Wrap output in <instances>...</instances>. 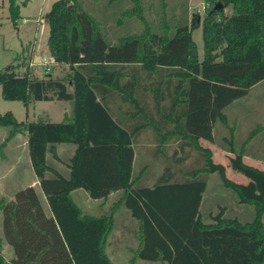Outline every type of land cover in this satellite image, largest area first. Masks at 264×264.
Instances as JSON below:
<instances>
[{
    "label": "trees",
    "instance_id": "trees-1",
    "mask_svg": "<svg viewBox=\"0 0 264 264\" xmlns=\"http://www.w3.org/2000/svg\"><path fill=\"white\" fill-rule=\"evenodd\" d=\"M91 1L56 0L43 17L51 55L68 66L64 78H41L18 63L0 70L4 99L26 107L37 100L74 101L73 119L57 122L19 120L14 112L0 110V126L11 127L7 138L27 131L32 165L52 211H45L34 186L17 191L14 200L0 201L4 237L14 250V258L7 260L0 237V264H115L106 244L120 202L139 221L131 264L139 258L163 264H264V170L243 159L249 139L237 149L233 135L221 141L215 129L218 121L229 125L228 105L264 81V0H210L202 22L197 11L176 13L177 5L168 19L154 22L145 0H132V5L99 0L100 10L88 9ZM161 1L162 7L167 4ZM9 2L17 25L20 6L17 0ZM218 2L222 8L215 9ZM111 20L117 25L109 24L113 32L106 27ZM133 20L141 21L140 31L118 32L120 26L132 27ZM200 26L203 56L193 38ZM114 93L128 103L120 119L107 105ZM146 129L156 133L159 143L179 140L182 150L190 145L198 154L195 163L184 164L187 155H181L175 170L166 163L153 186L138 183L133 142ZM200 138L235 153L234 168L251 183L230 179ZM62 142L77 145L69 177L47 163L48 151L59 159L56 144ZM48 170L53 177L46 176ZM216 171L240 202L254 205L252 220L227 217L223 206L211 215L212 222L203 220L200 205L208 174ZM77 188L96 199L119 189L124 196L110 214L89 215L72 198Z\"/></svg>",
    "mask_w": 264,
    "mask_h": 264
},
{
    "label": "rangeland",
    "instance_id": "rangeland-1",
    "mask_svg": "<svg viewBox=\"0 0 264 264\" xmlns=\"http://www.w3.org/2000/svg\"><path fill=\"white\" fill-rule=\"evenodd\" d=\"M54 1L56 0H17V4L20 6V16L17 19V25H15L10 17L9 0H0V70L12 63L21 64V68L23 70L28 59H30V55H32L30 54V50L32 49L34 42L37 44V50L40 57H50L51 53L48 46L49 26L47 22L44 21L43 17L45 13L51 8V5ZM165 1L167 4L162 7L163 3L161 0H145V3L147 4L146 6L150 7L149 19H153L154 22H157L159 18L168 19L172 12V8L177 5L175 8L176 13L179 14L180 11L188 9L189 15L191 16L195 11H197L200 14V22H202L206 13V9L211 5L210 0ZM101 4L102 3L99 0L91 1V3L88 4V9L90 5H93L95 8L100 10L103 8ZM127 4L132 5V0H129ZM231 10V7L226 8V12H231ZM93 14L100 18L99 13L93 12ZM130 22L132 27H126L125 25L120 26L118 28V32L120 34H125L131 30H141V21L133 20ZM110 23H112L113 27H115L116 22L111 20L110 22L106 23V27L109 29V31L113 32V27L109 25ZM193 38L197 42L200 55L203 56L204 39L202 26L194 29ZM51 67V70L46 71V66L40 64L38 61L36 66L33 67L32 74L39 77H45L48 74L56 76L57 73L64 72L67 69L66 67L59 66L58 64L51 65ZM43 107H48L49 112L52 110L56 112L55 110H59L60 108V103L42 102L41 108ZM0 110H10L14 112L19 120L27 119L26 105L20 100L4 99L2 97L1 85ZM225 113L228 117L229 125H225L223 122L218 121V140L222 141L225 137L231 138L233 135L236 148L241 149L244 139L248 135L254 133L259 125L264 126V81L251 87L245 96L228 105L225 108ZM29 115L33 117L32 110L29 111ZM232 126L234 127L233 132ZM263 145L264 130L261 129L253 135L251 142L249 145H247V151L251 150L254 151V153L256 152L258 155H264V148H261ZM212 146L215 149H218L215 162L224 161V163L228 165V168H232L231 162H228L229 160H227V157L231 158V156L234 155H227L225 150L221 151V148L215 144ZM194 157L196 156L193 155L192 158ZM246 160L249 162V159ZM195 165L200 166L199 163ZM225 168L226 174L230 179L242 185H249L251 183L252 179L238 168L235 167L229 171L227 170L226 165ZM208 180V190L205 192V199L202 207L204 220H211V214L219 212L221 206L224 207V215L227 217H237L243 222L250 221L254 218V205L240 202L237 193L223 184L219 172L216 171L209 173ZM92 200L95 203L89 205V208L82 204L84 211L96 216L105 215L102 214L101 210H99L100 205H98V201H96L97 199ZM122 219V224L120 221H118V218L115 222L113 234L111 235V242L110 244L108 243L106 252L115 264H131V258L134 255L136 245L132 241L134 238L132 231L129 232V223L126 222L124 218ZM133 225L134 224L130 223L131 227ZM116 232H120L119 236H115ZM2 245L4 256L8 259H11V257L14 256L12 247L3 241V239ZM137 264L163 263L160 261H150L139 258L137 260Z\"/></svg>",
    "mask_w": 264,
    "mask_h": 264
},
{
    "label": "crops",
    "instance_id": "crops-1",
    "mask_svg": "<svg viewBox=\"0 0 264 264\" xmlns=\"http://www.w3.org/2000/svg\"><path fill=\"white\" fill-rule=\"evenodd\" d=\"M30 59H28L25 69H29V71L32 72L33 67L36 66V63H38V59L40 55L38 54L37 50V44L36 42L33 43L32 49L30 50ZM34 55H33V53ZM59 66L66 67L67 69L64 72H59L56 74L58 78H64L69 70L68 66L66 64L57 63ZM51 75V74H48ZM37 76V75H35ZM39 77V76H38ZM46 77V76H45ZM42 78V77H41ZM68 90L73 91V86L68 83L67 84ZM42 102H53V103H60L59 110H52L49 112L48 107L41 108ZM170 102V101H169ZM62 103V104H61ZM108 107L113 110V115L116 119H120V117H125L126 109L128 103L125 102L123 99H121L120 94H113L111 95L108 103ZM33 111V117L29 115V111ZM123 110V113H122ZM37 112V113H35ZM122 113V114H121ZM122 115V116H121ZM74 117V101L71 99H52V100H37L32 101L28 107H27V119L29 121H34L40 118L51 120V121H63L66 119H73ZM25 120V119H24ZM217 123L215 124V129H217ZM233 126H232V132H233ZM263 129L264 126L259 125L254 133L248 135L244 140L249 139L247 145L251 142V139L253 138V135L258 132L259 130ZM11 127H3L0 126V201H10L15 199V194L17 191H19L22 188H25L27 186H34L38 192V195L40 197L41 203L45 209V211L48 214H52L51 208L49 206L48 200L46 195L44 194L40 180L37 177L33 165L32 160L30 156L29 151V143H28V133L27 131L19 132L12 136L11 138H7L10 133ZM217 136V131H216ZM218 138V137H217ZM157 135L155 132H152L151 130H143L140 134L136 135L134 138L133 146H134V161H133V177L137 179L138 183H145L147 185L153 186L159 176L164 171V168L166 166V163L172 164L173 167L171 170H175V161L177 157L181 155H187L184 164L186 165H192L195 163L194 158H192L193 155L196 157L198 156L197 152L192 149L190 145H185L184 149L179 148V140H167L165 143H159L157 140ZM200 145L203 147L210 148L213 154V158L215 160V157L218 153V149H215L212 145H216L219 148H221V151L225 150L227 155L231 156L235 153L226 150L224 147L219 145L217 142H211L209 140L200 138L199 139ZM264 148V145L261 147ZM77 149V145L75 143H57L56 144V150L59 156V159L55 158L53 154L48 151L47 153V163L48 165L54 169L59 171L61 174H63L66 177H69L70 175V168H69V162L73 155L75 154ZM176 150H178V153L176 154ZM233 157V156H231ZM244 161L247 164H250L252 166H255L259 169L264 170V155H258L254 151H247L246 154L243 156ZM249 159V162H247ZM228 162H231L232 168H228V165L224 163V161H219L222 164H225L227 167V170L233 169V164L230 157H227ZM46 176L53 177L54 172L52 170H48L46 172ZM208 181L207 180V186L206 190H208ZM203 193L202 202L200 205V210L202 213V207L205 199V192ZM72 198L76 202V204L81 208L84 214H90L84 211L82 204H84L87 208H89V205H92L95 203L88 191L84 188H77L74 189L71 192ZM124 196V190L119 189L116 191L111 192L107 197L105 198H98L96 201H98V205H100L99 210L102 211V214H110L113 208H115V204L119 203L121 199ZM91 209V208H90ZM218 212H215L214 214H217ZM211 214V215H214ZM93 215V214H90ZM203 217V214H202ZM212 217V216H211ZM120 221L122 224L124 218L126 222L129 223L128 227L129 232L132 231L133 239L132 241L136 245V249L139 246V240L136 237V232L139 226V221L134 218L131 215L130 210L125 206L123 202H120L119 206L115 209V222ZM204 220V217H203ZM205 222H212L211 220H204ZM119 223V222H118ZM131 224H134L132 227ZM115 225V223H114ZM123 227V226H122ZM134 227V228H133ZM125 228V227H124ZM114 230V228H113ZM113 230L110 233L106 249L108 247V243L111 242V235L113 234ZM120 232H116L115 236H119ZM0 237L5 241L8 245H10L5 237H4V231H3V211L0 209ZM121 237V235H120ZM119 237V238H120ZM118 238V240H119ZM4 243V242H3ZM126 243V242H125ZM11 246V245H10ZM12 247V246H11ZM13 249V247H12ZM14 253V250H13ZM14 255V254H13ZM14 257V256H13ZM11 257V259L13 258ZM8 259L7 260H11Z\"/></svg>",
    "mask_w": 264,
    "mask_h": 264
},
{
    "label": "built area",
    "instance_id": "built-area-1",
    "mask_svg": "<svg viewBox=\"0 0 264 264\" xmlns=\"http://www.w3.org/2000/svg\"><path fill=\"white\" fill-rule=\"evenodd\" d=\"M38 61H39L40 64L46 66V69H47L46 71L51 70V68H52L51 65L57 64L55 62V59H54V57L52 55H50L49 58H47V57H39Z\"/></svg>",
    "mask_w": 264,
    "mask_h": 264
},
{
    "label": "water",
    "instance_id": "water-1",
    "mask_svg": "<svg viewBox=\"0 0 264 264\" xmlns=\"http://www.w3.org/2000/svg\"><path fill=\"white\" fill-rule=\"evenodd\" d=\"M215 9L222 8V4L220 2L216 3L214 6Z\"/></svg>",
    "mask_w": 264,
    "mask_h": 264
}]
</instances>
